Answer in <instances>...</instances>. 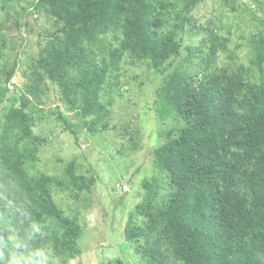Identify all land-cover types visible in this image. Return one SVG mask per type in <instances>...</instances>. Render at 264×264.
I'll use <instances>...</instances> for the list:
<instances>
[{"label":"trees","instance_id":"1","mask_svg":"<svg viewBox=\"0 0 264 264\" xmlns=\"http://www.w3.org/2000/svg\"><path fill=\"white\" fill-rule=\"evenodd\" d=\"M197 3L38 0L56 25L38 64L71 111L99 117L100 93L115 63L127 56L164 73ZM207 38L209 58L196 87L172 73L160 93L162 112L184 125L168 142L164 178L138 208L143 223L128 222L127 239L144 240L150 264H264V79L212 68L226 40L214 32ZM108 50L110 62L100 55ZM42 144L25 106L7 112L0 132V264H37L45 251L64 259L79 254L81 226L54 203L55 178L28 172ZM74 174L70 164L61 187L89 191L93 180Z\"/></svg>","mask_w":264,"mask_h":264},{"label":"rangeland","instance_id":"2","mask_svg":"<svg viewBox=\"0 0 264 264\" xmlns=\"http://www.w3.org/2000/svg\"><path fill=\"white\" fill-rule=\"evenodd\" d=\"M37 4L0 0V132L7 112L25 106L32 132L43 142L28 172L55 178L54 203L82 230L78 255L64 259L45 251L37 264H150L144 240L127 239L128 222L143 223L138 208L164 178L168 142L184 125L174 113L162 112L160 93L172 73L184 74L190 88L196 87L211 32L226 40L225 49L212 56V68L264 79V0H198L178 36L179 54L165 63V72L121 58L100 93L105 112L87 119L68 108L60 87L38 64L56 25ZM105 40L110 50L116 47L112 35ZM109 52L100 53L107 62ZM70 164L74 175L93 180L89 191L61 187Z\"/></svg>","mask_w":264,"mask_h":264}]
</instances>
